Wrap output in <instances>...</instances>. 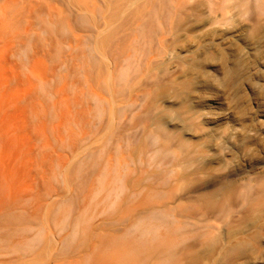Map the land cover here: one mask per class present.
<instances>
[{
	"label": "bare ground",
	"instance_id": "6f19581e",
	"mask_svg": "<svg viewBox=\"0 0 264 264\" xmlns=\"http://www.w3.org/2000/svg\"><path fill=\"white\" fill-rule=\"evenodd\" d=\"M139 1L32 3L37 6L39 2L42 10L48 8L71 29L73 96L68 103L61 88L53 100L57 119L63 121L69 115L73 122L66 151L78 156V143L82 149L83 140L91 134V102L111 108L108 119H118L122 126L117 134V168L132 169L128 186L147 187L154 193L151 207L137 212L131 221L134 228L130 225L136 229L137 246L159 239L162 248L151 246L146 263L141 260L140 264H180L184 254L196 250L192 246L177 252L172 249L181 238L180 230L195 237L199 248L207 247L216 232L224 233V238L215 236L217 248L213 245L214 257L208 264H264V176L243 178L264 160V0H204L206 8L200 10L187 8L195 0H143L141 5ZM6 3L0 5L1 17ZM234 5L246 7L245 21L235 20ZM63 8L69 9V17H64ZM6 22L0 21V32L4 31L2 39L8 47ZM99 60L102 67L96 71ZM7 87L0 84V101H4ZM29 95L25 93L22 102L17 103L19 98L9 108L0 104V118L15 120L28 109L34 116L38 111L45 114L37 109L39 103L29 107ZM60 96L63 104H72L73 111L68 105L67 110H62L65 105L59 109ZM244 96L253 105L246 116L240 109L247 102L241 101ZM129 120H135L133 134L125 131L128 125L124 123ZM62 125L59 122L53 129L58 131L56 136ZM0 136L4 155L10 145L15 149L12 142L16 141L7 132ZM56 136V141L66 143V137ZM257 141L261 145L253 149L251 144ZM43 147L46 150L50 144ZM103 148L96 150L102 171L110 163L104 164ZM42 156L35 165L44 194L35 198L52 200L58 193L41 169L46 164L51 167L53 161ZM2 168L0 177L4 176ZM40 205L38 202L32 210L33 216L42 210ZM1 209L18 211L22 207L14 204ZM129 228H124L123 238L131 236ZM24 232L20 239L29 243L32 238Z\"/></svg>",
	"mask_w": 264,
	"mask_h": 264
},
{
	"label": "rangeland",
	"instance_id": "374dc122",
	"mask_svg": "<svg viewBox=\"0 0 264 264\" xmlns=\"http://www.w3.org/2000/svg\"><path fill=\"white\" fill-rule=\"evenodd\" d=\"M6 1L3 0V3L0 1V5L3 6ZM34 1L42 0H8L5 4L6 8L3 9V17L0 10V21L9 22V26L6 22L8 47L2 39L4 31L0 32V84H8L5 99L0 101V104L2 108L4 106L9 108L11 103L19 98L21 100L17 103L22 102L26 93L31 94L30 99L27 98L30 108L39 103L41 107L36 108L45 111V114L38 111L39 113L34 116L28 109L24 115L21 113L22 116L17 114L15 120L9 118L5 120L4 115L0 118V134L7 132L10 140L16 141H11L15 144V149L10 148V145L8 147L10 151L5 155L3 148L0 147V157L2 156L3 159L0 166L4 168L2 174L4 176L0 177L2 181L0 182V207L14 204H20L22 207L18 211L0 210V264H140L141 260L146 263V259L152 253L151 246L158 245L162 248V245L159 239H153L145 245L137 246L136 241L134 242L136 229L135 231L133 229V219L137 212L151 207L154 193L147 187L137 188V190L135 187L128 186L126 181L134 175L131 172L132 169L126 172L117 168L119 158L117 134L121 125L118 119L109 120L111 108L105 104L100 107L91 102L88 120L91 125L89 136L93 137H86L89 138H85L87 143L83 140L82 149L78 147V143L76 147L80 149L78 156H72L66 151V145L69 142H66L67 133L73 129V122L69 115L63 121L57 119L59 112L55 115L53 100H56V97L54 99L56 90L61 88L62 93L64 92L63 94L60 92L64 95L63 97L67 96L68 99L73 96L72 53L69 49L71 29L69 31L66 20L61 22L54 17V12L47 10L48 8L45 7L46 9L42 10L39 2L37 6L35 3L33 5ZM64 2L66 4L67 0ZM142 3L143 0L139 1V5ZM187 5L189 9L206 8L204 0H195ZM63 10H65L64 17H69V9L63 8ZM232 10L236 16L235 20L245 21L248 18L246 7L234 5ZM83 48L84 45H82ZM26 54L30 58L28 62ZM100 62L99 60L96 71L102 67ZM63 97L58 98L61 100ZM244 97L241 101L246 100L248 103L241 102L243 105L240 109L243 116H246L245 113L253 109V105L250 104L247 96ZM59 99V105L66 107L63 109L58 105L59 109L67 110L68 106L72 105L63 104ZM71 99L67 100L68 103H71ZM70 107L73 111V107ZM9 110L11 109H8V112ZM59 122L63 125L62 128L59 127L61 133L57 136L61 134L62 137H66V143L56 141L59 139L56 136L58 131L53 132V129ZM134 122L135 120L125 122V126L128 125L130 130L127 127L125 129L124 125L123 129L133 134ZM131 128L134 130L131 131ZM12 130L15 131L13 135ZM55 136L58 139L55 140ZM47 144H50V147L45 150L43 146ZM260 145L261 143L257 141L252 143L251 147L256 149ZM98 146L105 148H103L104 164L110 162L103 171L99 165L100 155L98 157L96 154V150L101 149ZM42 155L47 156L49 162L53 161L49 163L51 167L47 168V164L46 168L41 166V170H45L46 180L48 179L49 184L52 183L51 185L58 193V196L52 200L44 198L41 201L35 198L37 194L43 198L44 194V183L38 177L37 165H35V161L38 162L37 160L43 158ZM251 169L243 178L264 176V160ZM38 202H41L42 210L37 212L38 215L33 216L32 210ZM130 224H133V228ZM125 227L131 230L128 229L127 232L130 231L128 234L131 233L134 238L129 237L130 234L127 236L129 238H123L126 235H123L124 232L126 233ZM24 230V233L30 239L32 238V241H28L29 243L20 239ZM185 231L180 230L181 238L172 249L177 252L184 247L192 246L191 248L196 247V250L184 254L180 264L211 263L215 253L213 240H216V235H220V239L224 238V233L216 232L215 236L208 239L209 245L213 242L211 247L208 245L199 248L196 246L199 245L196 243V238ZM119 236L122 237L119 238ZM50 239L55 241V248ZM214 246L217 248V245ZM25 255H27L26 258ZM31 256L35 257L33 258L35 261H30Z\"/></svg>",
	"mask_w": 264,
	"mask_h": 264
}]
</instances>
